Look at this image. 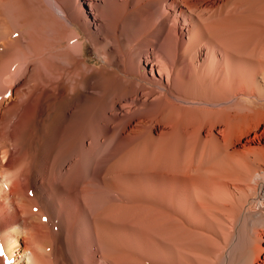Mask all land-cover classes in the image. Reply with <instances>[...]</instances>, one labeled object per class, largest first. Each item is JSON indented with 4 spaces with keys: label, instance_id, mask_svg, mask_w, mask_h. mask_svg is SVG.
<instances>
[{
    "label": "bare ground",
    "instance_id": "1",
    "mask_svg": "<svg viewBox=\"0 0 264 264\" xmlns=\"http://www.w3.org/2000/svg\"><path fill=\"white\" fill-rule=\"evenodd\" d=\"M0 264H264V0H0Z\"/></svg>",
    "mask_w": 264,
    "mask_h": 264
},
{
    "label": "rangeland",
    "instance_id": "2",
    "mask_svg": "<svg viewBox=\"0 0 264 264\" xmlns=\"http://www.w3.org/2000/svg\"><path fill=\"white\" fill-rule=\"evenodd\" d=\"M82 40H84L83 43H84V55H85V57L90 61V63L92 65H98L99 61H98V59L94 53V49L88 41L86 42L85 35H83V34H82Z\"/></svg>",
    "mask_w": 264,
    "mask_h": 264
}]
</instances>
